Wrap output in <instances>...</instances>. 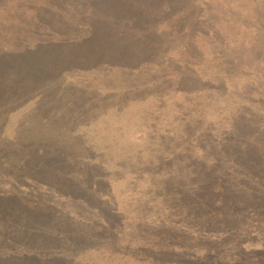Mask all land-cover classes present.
<instances>
[{"label": "rangeland", "instance_id": "obj_1", "mask_svg": "<svg viewBox=\"0 0 264 264\" xmlns=\"http://www.w3.org/2000/svg\"><path fill=\"white\" fill-rule=\"evenodd\" d=\"M84 1L0 0V264L264 263V0Z\"/></svg>", "mask_w": 264, "mask_h": 264}, {"label": "trees", "instance_id": "obj_2", "mask_svg": "<svg viewBox=\"0 0 264 264\" xmlns=\"http://www.w3.org/2000/svg\"><path fill=\"white\" fill-rule=\"evenodd\" d=\"M83 3L87 7L85 13L89 20L96 23H136L139 20L144 23L155 13L150 12L149 0H85ZM15 62L14 59L11 61L0 58V70L6 68L3 63L17 70L20 66ZM253 258L254 264H264L257 257Z\"/></svg>", "mask_w": 264, "mask_h": 264}]
</instances>
